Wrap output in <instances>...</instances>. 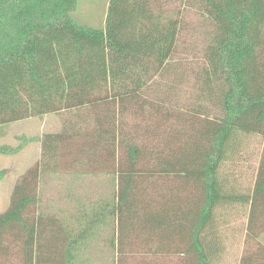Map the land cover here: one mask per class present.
<instances>
[{"label": "trees", "instance_id": "16d2710c", "mask_svg": "<svg viewBox=\"0 0 264 264\" xmlns=\"http://www.w3.org/2000/svg\"><path fill=\"white\" fill-rule=\"evenodd\" d=\"M78 1L0 0V137L10 124L69 112L59 132L43 135L40 176H103L113 193L63 197L67 209L56 213L40 197L21 198L0 215V250L21 227L26 264H97L101 244L111 264L137 255L150 258L140 264H218L236 209L247 220L243 246L258 241L264 0H201L214 33L191 113L174 112L168 94L147 93L173 70L180 31L159 0H110L103 28L73 20ZM252 137L263 142L249 176L239 164L251 159ZM31 204L38 215L30 223L22 214ZM238 264H264V244L244 250Z\"/></svg>", "mask_w": 264, "mask_h": 264}, {"label": "rangeland", "instance_id": "374dc122", "mask_svg": "<svg viewBox=\"0 0 264 264\" xmlns=\"http://www.w3.org/2000/svg\"><path fill=\"white\" fill-rule=\"evenodd\" d=\"M110 0H79L78 9L72 14L74 21L81 25L90 26L93 28H103L107 10ZM160 5L163 7V11L169 16L172 15L179 21L180 31L177 42L176 54L171 67L168 72L160 77L154 83V87L148 90V96L157 100H164L165 94L172 99V104L169 103V107L174 112H178L181 108L192 111H197L199 102H197L196 90V75L203 70L205 66L204 55L207 47L210 44L211 36L214 33V27L203 11V5L201 0H159ZM170 68V67H169ZM156 84V85H155ZM159 87V90L157 89ZM204 104V103H202ZM69 112H61L56 114H49L38 118L25 120L23 124H10L9 128L12 129L11 134L17 136L15 142L11 146V151L16 147V151H19L20 155L18 161H26L30 158L32 151L30 152L25 146L33 148L35 152L36 146L32 145L31 139L34 136L42 135L44 133H56L62 129L63 122L68 117ZM30 120V121H29ZM141 121H136L133 118L128 120L130 125L139 124ZM26 131V132H24ZM26 134L30 136L20 140V134ZM262 138L252 137L248 138L245 142V148L247 154H250L251 159L247 162L239 164V169L246 172L248 170L257 167L259 164V153L262 146ZM160 144L161 142H155ZM24 145V146H23ZM23 146V147H22ZM7 152L8 149H3ZM31 159V158H30ZM32 167L29 174H24L26 179L20 178L15 182V189L18 196L16 201L21 198L32 197L38 199L41 198V206L44 209L49 210L51 213H56L57 209H67L66 200L58 195H53L62 190L73 188L83 191L79 196H89L88 192L96 193L92 198H109L113 193L114 185L112 180L103 176L87 177L82 180H76L74 178L66 176H41L35 174L39 169ZM249 176L252 174L248 171ZM31 175H34L30 178ZM72 179L71 181H69ZM12 183V182H9ZM38 190L43 191L41 196ZM20 193H24L20 195ZM45 194V195H44ZM245 212H240L236 209L234 212L235 217H227V223L224 224L223 240L226 246L225 253L222 260L218 264H238L239 258L246 249L256 250L257 244L262 242L264 244V233H260V236L255 240H250V243L245 244L244 239L246 236V215ZM5 213H2V215ZM38 215V205L31 204L23 211L22 217L26 222H33ZM226 221V218H225ZM30 222V223H31ZM4 240L1 244L3 250H0V264H26L23 241L19 234H23L21 227L13 229L7 232ZM3 239V238H2ZM98 248V247H97ZM97 264H111L113 254L110 252V247L101 244L99 249H96L93 253ZM127 264H140L144 262V259L150 260L148 257L137 255L135 257H129ZM148 262V261H146Z\"/></svg>", "mask_w": 264, "mask_h": 264}, {"label": "crops", "instance_id": "0c3cea01", "mask_svg": "<svg viewBox=\"0 0 264 264\" xmlns=\"http://www.w3.org/2000/svg\"><path fill=\"white\" fill-rule=\"evenodd\" d=\"M26 122H28V120ZM26 122L24 120V121H20V122L13 123V124L20 125ZM11 131L12 129L9 128V125L5 126L4 136L0 137V215H2V213L8 212L14 205V202H16V196H18V194L15 189V186H16L15 182L19 180L20 178L26 179V177L28 176H24V177L22 176L24 174H29V171L30 169H32V167L34 169V167L36 168V166H38L37 168L39 169V171L35 174L40 175V162H41V152H42L41 151V141H42L43 135L46 134L44 133L36 137L34 136V138L31 139L33 141L31 142L32 145L36 146L35 152H33V148H29L28 145L26 146L27 143H25V146L24 145L23 146L29 149L30 152L32 151L31 156H30L31 159L28 158L26 161H18L17 159L20 155L19 151H16V147L14 148L13 151H11L12 149L11 146L15 142L17 136L12 135ZM24 132H22V134L18 136L20 137V140H23L24 138L26 137L28 138L30 136L28 132L26 134H24ZM3 149H8V150L6 152ZM32 176L34 175H31L30 178ZM9 182H12V183H9ZM38 193L41 196L43 195V191L41 190H38ZM81 193H84V192L78 189L68 188V189L62 190V192L59 191L58 193H54L53 195H58L61 197H69V196L79 197ZM88 193H89V197L97 195L96 193H93V192L92 193L88 192ZM21 194L24 195V193H20V195Z\"/></svg>", "mask_w": 264, "mask_h": 264}]
</instances>
